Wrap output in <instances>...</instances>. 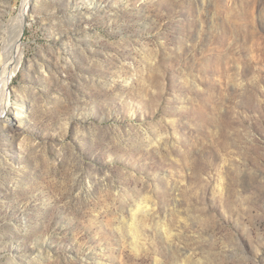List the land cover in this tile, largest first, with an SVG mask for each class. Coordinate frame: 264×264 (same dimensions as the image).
Instances as JSON below:
<instances>
[{
    "label": "rangeland",
    "instance_id": "1",
    "mask_svg": "<svg viewBox=\"0 0 264 264\" xmlns=\"http://www.w3.org/2000/svg\"><path fill=\"white\" fill-rule=\"evenodd\" d=\"M22 1L0 0V48ZM26 17L0 264H264V0H31Z\"/></svg>",
    "mask_w": 264,
    "mask_h": 264
},
{
    "label": "bare ground",
    "instance_id": "2",
    "mask_svg": "<svg viewBox=\"0 0 264 264\" xmlns=\"http://www.w3.org/2000/svg\"><path fill=\"white\" fill-rule=\"evenodd\" d=\"M31 0H23L21 9L8 24L0 48V118L9 108L8 88L11 74L21 59V38L26 26V14ZM3 36V35H1ZM17 115V114H16Z\"/></svg>",
    "mask_w": 264,
    "mask_h": 264
}]
</instances>
